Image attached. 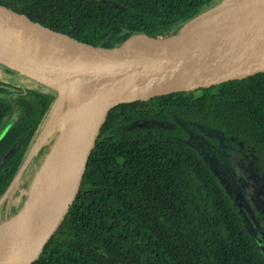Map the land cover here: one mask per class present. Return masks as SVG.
Instances as JSON below:
<instances>
[{"label":"trees","instance_id":"trees-1","mask_svg":"<svg viewBox=\"0 0 264 264\" xmlns=\"http://www.w3.org/2000/svg\"><path fill=\"white\" fill-rule=\"evenodd\" d=\"M5 1L56 32L112 48L131 33H178L221 0ZM57 101L55 90L0 80V200ZM52 140L0 206V223L23 207ZM232 143L264 185V72L116 106L72 213L34 264H264L260 237L224 182Z\"/></svg>","mask_w":264,"mask_h":264},{"label":"water","instance_id":"water-1","mask_svg":"<svg viewBox=\"0 0 264 264\" xmlns=\"http://www.w3.org/2000/svg\"><path fill=\"white\" fill-rule=\"evenodd\" d=\"M0 63L58 94L47 125L0 206L59 124L45 131L54 110L66 96L81 97L64 172L45 210L27 232L0 244V264H34L72 213L116 106L205 89L264 72V0H223L178 33L160 38L131 33L112 48L95 47L56 32L0 0ZM63 127L64 124L47 157L59 141ZM43 164L23 207L0 226L13 225L27 216L28 199Z\"/></svg>","mask_w":264,"mask_h":264},{"label":"rangeland","instance_id":"rangeland-1","mask_svg":"<svg viewBox=\"0 0 264 264\" xmlns=\"http://www.w3.org/2000/svg\"><path fill=\"white\" fill-rule=\"evenodd\" d=\"M222 2L223 0L220 1V4ZM0 80L16 83L21 86H27L39 91L53 90L49 88V86L40 83L32 77L25 75L21 71H18L17 69L3 63H0ZM65 99L69 100V105L67 100L62 101L59 105L57 117L54 121H49V124L45 131L51 129L56 124H59L49 133L50 136L48 135L46 141H48V139H53L52 141L55 142L56 138L59 135V128H61L63 124L65 127L68 116L71 113V109L75 106H78L81 97L73 95V97L67 96L65 97ZM55 111L56 109L54 110V112ZM209 140L214 145H217V143L219 142L217 137L214 139L211 136ZM225 152L226 155L230 158L233 166L230 179L229 176L224 179V182H226L225 185L236 198V200L240 203L245 214L252 222V225L256 230L257 235L260 237L264 248V185L260 180L252 175V166L249 164V162L248 164L244 165L242 160L239 159V146L237 144L232 143L230 149L225 150ZM239 172H242V174H240ZM36 174L34 173L32 175V178H35Z\"/></svg>","mask_w":264,"mask_h":264},{"label":"bare ground","instance_id":"bare-ground-1","mask_svg":"<svg viewBox=\"0 0 264 264\" xmlns=\"http://www.w3.org/2000/svg\"><path fill=\"white\" fill-rule=\"evenodd\" d=\"M65 100L68 101L69 105L68 99L64 98L62 101ZM58 109L52 116L51 121H54L57 117ZM70 112L71 113L68 116L66 125L63 128L62 135L60 136V139L54 147L52 153L44 162L42 170L39 173L36 183L31 191L27 204V216L15 222L13 225L4 224L0 226V244L5 243L10 239L19 237L27 232L45 210L47 201L52 196L57 183L63 175L77 126L78 112H76V106L73 107Z\"/></svg>","mask_w":264,"mask_h":264},{"label":"flooded vegetation","instance_id":"flooded-vegetation-1","mask_svg":"<svg viewBox=\"0 0 264 264\" xmlns=\"http://www.w3.org/2000/svg\"><path fill=\"white\" fill-rule=\"evenodd\" d=\"M261 240V239H260ZM262 242V241H261ZM262 245H263V243H262Z\"/></svg>","mask_w":264,"mask_h":264}]
</instances>
